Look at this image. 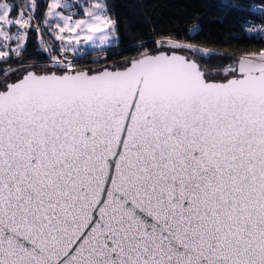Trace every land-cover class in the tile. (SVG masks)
I'll use <instances>...</instances> for the list:
<instances>
[{
    "label": "snow or ice",
    "instance_id": "6c2138e0",
    "mask_svg": "<svg viewBox=\"0 0 264 264\" xmlns=\"http://www.w3.org/2000/svg\"><path fill=\"white\" fill-rule=\"evenodd\" d=\"M202 31L115 62L108 0H0V264H264V47Z\"/></svg>",
    "mask_w": 264,
    "mask_h": 264
},
{
    "label": "trees",
    "instance_id": "16d2710c",
    "mask_svg": "<svg viewBox=\"0 0 264 264\" xmlns=\"http://www.w3.org/2000/svg\"><path fill=\"white\" fill-rule=\"evenodd\" d=\"M247 2L258 3L259 0ZM108 3L111 14L119 22L120 48L123 50L121 57L109 58L115 62L136 55V48L129 45L138 40L145 41L150 49L155 50L151 42L153 29L155 33L167 34L177 29L183 31L197 22L203 28L197 40L206 42L208 46L223 47L228 42L241 49L264 47V40L257 43L252 38L232 39L233 36H244L240 27L242 12L222 9L220 0H108ZM31 47L30 44V51Z\"/></svg>",
    "mask_w": 264,
    "mask_h": 264
},
{
    "label": "built area",
    "instance_id": "2783aa9c",
    "mask_svg": "<svg viewBox=\"0 0 264 264\" xmlns=\"http://www.w3.org/2000/svg\"><path fill=\"white\" fill-rule=\"evenodd\" d=\"M220 2H221V0H220ZM231 2H234L235 3V1L234 0H231ZM254 3H256V2H254ZM244 17L245 19H254V22L257 24V25H259V24H261L262 22H264V20H262L261 18H259L258 16H254L253 14H249V13H241V17ZM241 17H240V27H241V25L244 23V20L243 19H241ZM242 29V28H241ZM242 31H243V29H242Z\"/></svg>",
    "mask_w": 264,
    "mask_h": 264
}]
</instances>
